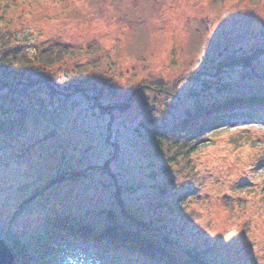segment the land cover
Here are the masks:
<instances>
[{"label": "rangeland", "instance_id": "rangeland-1", "mask_svg": "<svg viewBox=\"0 0 264 264\" xmlns=\"http://www.w3.org/2000/svg\"><path fill=\"white\" fill-rule=\"evenodd\" d=\"M1 5L10 27L30 24L41 32L40 46L70 47L50 67L98 96L74 94L63 101L45 87L14 96L27 107L47 104L31 110L18 136L0 141V237L13 251L18 244L35 254L58 219L67 218L76 229L92 225L97 232L117 220L122 229L151 240L167 234L169 247L181 256L183 248L204 249L206 241L214 247L202 255L208 263H264V168L255 165L264 152V121L241 115L214 126L194 154V194H182L186 180H171L175 167L150 136L154 127L168 128L215 100L264 97V52L250 65L218 70L221 61L264 48V0ZM108 160L110 171L102 168ZM89 165L94 167L84 177L46 185L60 171ZM234 183L248 185L227 202ZM115 189L131 214L149 226L122 213Z\"/></svg>", "mask_w": 264, "mask_h": 264}, {"label": "trees", "instance_id": "trees-1", "mask_svg": "<svg viewBox=\"0 0 264 264\" xmlns=\"http://www.w3.org/2000/svg\"><path fill=\"white\" fill-rule=\"evenodd\" d=\"M1 1L0 141L2 142L18 136V133L26 129L25 118L29 117L31 110L40 108L42 104L46 107L47 104L27 107L21 101H14V96H29L35 88L44 87L51 98L58 97L63 101L71 99L74 94L96 98L98 96L96 93L91 94L90 87L78 81L76 77L65 74V78L62 79L57 76L55 68L50 67L62 61L71 52L70 47L59 44L40 46L37 40L39 34L41 37V32L32 29L30 24L18 28L10 27L5 20L6 8L1 5ZM262 52L264 48H257L251 54L232 56L224 62L221 61L218 70L224 69L226 65L230 67L250 65ZM48 109L50 112L53 111ZM241 115H246L248 118L256 116L264 120V97L253 95L225 97L182 117L168 128L154 127L150 135L151 140L175 167V174H171V180L174 181L176 177L186 180L184 185L186 189L182 194L195 193L199 182V169L194 162V154L208 142L209 132L214 126H219L223 120ZM257 163L256 167L264 168V152L257 156ZM108 164L109 160L102 168L110 171ZM93 167L94 165L83 168L71 167L60 171L49 178L46 185L68 178L84 177ZM245 185L248 184H232L231 192L225 194L224 200L230 202L231 199H235ZM115 190L122 213L140 225L149 226L147 221L131 214L122 191ZM183 196L180 194L178 200L183 199ZM67 221V218L54 221L55 224L48 229L47 238L38 242L41 248L40 251L36 249L35 254L20 248L17 244L15 264H211L202 257L206 251L214 250V247L211 244L207 245L206 241L202 242L205 244L204 249L188 246L183 248L185 255L181 256L169 247L173 242L167 234L156 241L140 232L122 229L117 220L108 223L101 232H97L94 226L88 224L78 225L76 229L67 224ZM188 222L189 220L186 219L185 223ZM182 223L185 227L183 220ZM190 223L192 224L191 220ZM196 233L199 232L192 231V234ZM261 254L264 260V252ZM257 257L259 256H254V259Z\"/></svg>", "mask_w": 264, "mask_h": 264}, {"label": "water", "instance_id": "water-1", "mask_svg": "<svg viewBox=\"0 0 264 264\" xmlns=\"http://www.w3.org/2000/svg\"><path fill=\"white\" fill-rule=\"evenodd\" d=\"M14 253L3 238L0 237V264H13Z\"/></svg>", "mask_w": 264, "mask_h": 264}, {"label": "bare ground", "instance_id": "bare-ground-1", "mask_svg": "<svg viewBox=\"0 0 264 264\" xmlns=\"http://www.w3.org/2000/svg\"><path fill=\"white\" fill-rule=\"evenodd\" d=\"M84 252H85V250H84Z\"/></svg>", "mask_w": 264, "mask_h": 264}, {"label": "built area", "instance_id": "built-area-1", "mask_svg": "<svg viewBox=\"0 0 264 264\" xmlns=\"http://www.w3.org/2000/svg\"><path fill=\"white\" fill-rule=\"evenodd\" d=\"M32 41V40H31Z\"/></svg>", "mask_w": 264, "mask_h": 264}]
</instances>
